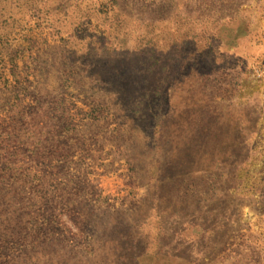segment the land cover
<instances>
[{
  "label": "rangeland",
  "instance_id": "obj_1",
  "mask_svg": "<svg viewBox=\"0 0 264 264\" xmlns=\"http://www.w3.org/2000/svg\"><path fill=\"white\" fill-rule=\"evenodd\" d=\"M0 264H264V0H0Z\"/></svg>",
  "mask_w": 264,
  "mask_h": 264
}]
</instances>
